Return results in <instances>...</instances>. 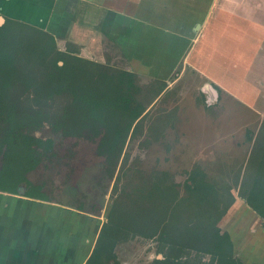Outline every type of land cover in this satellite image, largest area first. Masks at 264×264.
<instances>
[{
	"label": "crops",
	"instance_id": "crops-1",
	"mask_svg": "<svg viewBox=\"0 0 264 264\" xmlns=\"http://www.w3.org/2000/svg\"><path fill=\"white\" fill-rule=\"evenodd\" d=\"M210 2L0 0V10L67 34L85 56L107 41L127 49V62L139 75L192 66L206 86L217 91V84L264 114V0ZM234 214L248 224L251 262L264 264V219L239 198L225 220ZM103 223L50 198L0 191V264H86Z\"/></svg>",
	"mask_w": 264,
	"mask_h": 264
},
{
	"label": "trees",
	"instance_id": "trees-1",
	"mask_svg": "<svg viewBox=\"0 0 264 264\" xmlns=\"http://www.w3.org/2000/svg\"><path fill=\"white\" fill-rule=\"evenodd\" d=\"M132 75L126 70L110 73L100 63L66 56L56 50L52 34L8 19L0 24V152L7 145V158L12 146L18 147L17 160L27 164L29 170L34 169L39 157L33 144L45 142L31 130L47 121L65 127L72 134L82 131L101 134L100 151L116 163L133 123L143 112L141 104L132 111L133 91L138 89ZM59 101L64 105L60 118L52 111ZM74 106L76 113L72 110ZM114 108H119L124 118L129 117L124 126L116 123L119 120ZM105 110L114 120L112 125L103 124L108 116ZM51 146L49 140L45 148ZM258 147L256 170L240 184V195L264 219V140ZM190 174L194 184L187 185L185 195H181L177 185L165 183L168 176L164 173L156 177L152 186L138 187L133 192L123 190L115 199L110 220L104 224L86 264H118L115 245L132 232L145 236L160 233V239L172 242L171 261L161 259L156 264H181L185 247L211 251L219 264H240L232 256L229 233L219 226L236 197L231 189L227 194L219 190L202 169L197 167ZM19 180L16 176V183ZM25 182L29 186L25 195L49 199L42 186ZM0 189L20 193L16 187L0 186Z\"/></svg>",
	"mask_w": 264,
	"mask_h": 264
},
{
	"label": "rangeland",
	"instance_id": "rangeland-1",
	"mask_svg": "<svg viewBox=\"0 0 264 264\" xmlns=\"http://www.w3.org/2000/svg\"><path fill=\"white\" fill-rule=\"evenodd\" d=\"M209 1L211 6L214 0H203ZM0 16L4 23L12 18L3 10ZM27 21L35 23L34 19ZM69 42L70 38L58 37L60 49L69 47ZM103 43V48L86 52L88 56L82 54L83 50L81 54L101 62L106 68L131 69L127 62L129 50L123 51L109 41ZM159 68L163 70L156 66ZM167 76L175 79L172 89L157 98H151V93L160 82L150 73L137 77L141 88L138 99L147 105V111L131 129L116 163L99 154L100 136L94 138L90 133L55 138L32 170L17 160L18 147L12 146L0 175L1 186L16 187L15 178L19 176L22 181L30 180L42 186L44 193L55 202L83 207L86 210L83 212L98 213L100 219L107 222L114 201L123 190L133 192L138 187L152 186L156 177L164 173L168 176L165 183L177 185L181 195H185L187 185L194 184L190 172L198 167L219 190L227 194L231 189L236 199L242 198L244 202L240 184L255 169L252 155L255 142L257 145L264 136V114L250 110L228 93H218L206 86V77L192 66L174 65ZM126 121L127 118H123L118 125L124 126ZM138 234L130 233L129 238L116 243L114 251L123 264H148L158 251L159 256L168 254L164 249L166 240L158 237L160 233L155 235L154 241ZM196 254L199 256L195 251L181 256L191 262ZM201 256L204 262L210 260L206 253Z\"/></svg>",
	"mask_w": 264,
	"mask_h": 264
},
{
	"label": "flooded vegetation",
	"instance_id": "flooded-vegetation-1",
	"mask_svg": "<svg viewBox=\"0 0 264 264\" xmlns=\"http://www.w3.org/2000/svg\"><path fill=\"white\" fill-rule=\"evenodd\" d=\"M11 19H13V20H15V21H21V22H24V23H26V24H28V25H31V26H33V27H35V28H38V29H40V30H42V31H44V32H48L49 34H52L53 35V37H54V39H55V43H56V50L57 51H59V52H61V53H64V54H66V56L68 55V56H73V55H75V56H80V57H83V58H85V59H88V60H90V61H94V62H97V63H100V64H102L101 62H99V61H95V60H93V59H90V58H88V57H85V56H83L82 54H81V48H80V46L79 45H77L76 43H73L72 41H70L69 42V47H66V49H60L59 47H58V37H66L67 38V34H60V33H55V32H51L50 30H48V29H46V28H44V27H42L41 25H38V24H35V23H31L30 21H26V20H21V19H19V18H14V17H12ZM31 23V24H30ZM61 64L63 63L62 61L60 62ZM103 65V64H102ZM104 66V65H103ZM160 67H162L163 68V66H160ZM106 68V67H105ZM108 69H112L113 71H118V70H124V69H113V68H110V67H107ZM160 69V68H159ZM126 71H128V72H130L131 74H133L132 75V77H133V79H134V83L138 86V89L137 90H134L133 91V102H132V105H131V107H132V111H134L137 107H138V105L139 104H141L142 105V107H143V112H142V114L136 119V121L133 123V125H132V128L134 129V127H135V125H136V123L138 122V121H140L139 119L141 118V116L142 115H144V112H145V110L147 109V105L145 104V103H142V102H140V100L138 99V94L140 93V91H141V88H140V85L138 84V82H137V77H139V74L138 73H136V72H134L133 70H131V69H128V70H126ZM177 75H179L180 74V72L179 71H176L175 72ZM166 74V73H165ZM163 72H162V74H155L154 75V78L155 79H157L160 83V86L158 85V83H157V87H154L153 88V91H152V93H151V98H157L158 96H162V95H164L168 90H170V89H172V85H173V83L175 82V79H174V77H173V79L171 78V77H168L167 75L169 74V72H167V75H165ZM177 75H175V76H177ZM215 85V88H216V90H217V92L218 93H220V92H223V89L220 87V86H218L217 84H214ZM203 93V92H202ZM230 95V94H229ZM231 96V95H230ZM233 97V96H232ZM157 100V99H156ZM238 100V99H237ZM239 102H241L240 100H238ZM61 101H59L55 106H53L52 107V111L53 112H55V114L57 115V117H59L60 118V112L62 111V109L64 108V105L62 104V103H60ZM151 102V101H150ZM241 103H243V102H241ZM244 104V103H243ZM115 109V112H117V119L118 120H123V116H122V113H120V109L119 108H114ZM250 109V108H249ZM72 110H73V113H76L77 112V108H76V106H74V107H72ZM251 110V109H250ZM147 111V110H146ZM105 113L106 114H108V116H107V118H106V120L104 121V123L103 124H105V125H109V124H111L112 125V123L114 122V120H113V118L111 117V116H109L110 114L108 113V111L107 110H105ZM128 119H129V117H127V121H128ZM113 120V122H111ZM116 121V120H115ZM59 122V121H58ZM116 123H118V122H116ZM101 128H104V126L103 127H101ZM131 128V129H132ZM69 129V128H68ZM36 132H39V133H43V134H45V135H41V134H36ZM31 133L36 137V138H39V139H42L44 142H45V144H37V143H34L33 144V147L36 149V155L40 158L41 156H42V154H44V152H45V150H48L49 148H45V145H46V143H48V141L49 140H51L52 141V145H53V142H54V140H55V138L56 139H58V138H63V137H72V136H77V137H79V136H81L82 134H85V133H87V134H89L90 133V135L91 136H93L94 138H96L97 136H100V145H101V140H102V135L101 134H97V135H93V133L92 132H90V131H82V133H69L66 129H65V127H63V126H60V127H56L55 125H53V124H51V123H49V122H47V121H44L43 122V124L41 125V126H39L37 129H34V130H31ZM262 133H264V130H263V132ZM48 134H52L53 136H46V135H48ZM264 140V136H263V139H261L260 140V142H262ZM259 142V143H260ZM259 143L256 145V142H255V151H253V161H252V163L254 164V160H256V156H257V151H258V148L259 147H257L258 145H259ZM100 145H99V154L100 155H104L108 160H109V158H108V156H107V154L106 153H102L101 151H100ZM124 148V147H123ZM6 151H7V145H4L3 147H2V151L0 152V175H1V173L4 171V169H5V167H6V163H7V158H6V155H5V153H6ZM122 152H123V150H122ZM121 155H122V153H121ZM121 155H120V157H121ZM120 157L118 158V160L120 159ZM113 160H116V159H113ZM117 160V161H118ZM255 168V167H254ZM32 170V169H31ZM256 169H254V171H255ZM253 171V172H254ZM250 173L252 174V172L250 171ZM30 181V180H29ZM0 186H1V182H0ZM29 188V186L27 185V182H25V181H18V183H17V185H16V189L18 190V191H20V193H17V194H23V195H25L24 194V191H26L27 189ZM0 191H5V192H9V191H6V190H2V189H0ZM241 200H243L242 198H241ZM115 202V201H114ZM244 202L246 203V201H245V199H244ZM247 204V203H246ZM248 205V204H247ZM249 206V205H248ZM77 207V206H76ZM250 207V206H249ZM77 209H79V210H81V211H86L83 207H77ZM252 209V208H251ZM89 214H92L93 216H96V217H98L99 219H100V215L97 213H89ZM241 214V213H240ZM225 216L226 215H224L223 217H222V219L219 221V226L221 227V229H222V231H226V232H228L229 233V235H230V237H231V240H232V243H233V258H235V259H238L239 260V263L240 264H256V263H252L251 261V257H250V254H251V251H250V248L247 246L248 244H249V241H250V237H249V235H247V232H246V229H247V227H248V224L247 223H245L244 221H243V218L242 217H234V218H232V219H229V220H227V221H225ZM239 216V215H238ZM108 222V221H107ZM106 223V221H104V223H103V226H104V224ZM224 225V227H222V224ZM103 226H102V228H103ZM102 230V229H101ZM133 230H137V229H133ZM101 233V232H100ZM131 234H133V233H131ZM135 234H137V233H135ZM139 236H140V234H138ZM141 236H143L142 238L143 239H147V240H153L154 241V239H155V235H151V236H145V235H141ZM127 238H129V236L127 237ZM126 238V239H127ZM259 238H257V240H258ZM168 242V243H167ZM185 244H187V243H185ZM164 245H165V247H164V249H165V252L167 251L168 252V254H165V255H162V256H159L160 255V252L158 251V254H157V256L152 260V262H150V263H148V264H156V261L157 260H161V259H167V261L169 262V261H171L170 259H169V255L172 253V242L170 241V240H166V242L164 243ZM163 249V250H164ZM167 249V250H166ZM192 251H195V252H198V254H199V256H197V254L194 256V257H192V260L193 261H191V262H189V261H186V259L183 257L182 258V261H181V264H219V260H218V258H214V253L213 252H200L199 250H196V249H190V248H188V247H185L184 249H183V251H182V253H181V255L183 254V253H190V252H192ZM115 252V251H114ZM162 252V251H161ZM254 252H256V250L254 251ZM254 252L252 253L253 255H254ZM204 253H206V254H208V255H210V260L209 261H206V262H204V260H203V257L201 256V255H203ZM116 255V254H115ZM182 257V256H181ZM116 258H117V260H118V264H123L121 261H120V259L118 258V256L116 255ZM262 258V257H261ZM260 259V258H259ZM261 260V259H260ZM170 263H172V262H170Z\"/></svg>",
	"mask_w": 264,
	"mask_h": 264
},
{
	"label": "water",
	"instance_id": "water-1",
	"mask_svg": "<svg viewBox=\"0 0 264 264\" xmlns=\"http://www.w3.org/2000/svg\"><path fill=\"white\" fill-rule=\"evenodd\" d=\"M4 23V18L2 16H0V24Z\"/></svg>",
	"mask_w": 264,
	"mask_h": 264
},
{
	"label": "bare ground",
	"instance_id": "bare-ground-1",
	"mask_svg": "<svg viewBox=\"0 0 264 264\" xmlns=\"http://www.w3.org/2000/svg\"><path fill=\"white\" fill-rule=\"evenodd\" d=\"M39 19H42V18H39Z\"/></svg>",
	"mask_w": 264,
	"mask_h": 264
}]
</instances>
